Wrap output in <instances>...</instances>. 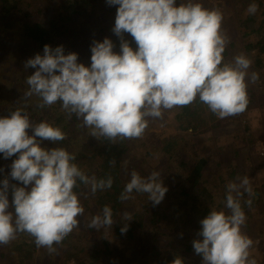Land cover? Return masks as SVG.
<instances>
[{
    "label": "clouds",
    "instance_id": "obj_1",
    "mask_svg": "<svg viewBox=\"0 0 264 264\" xmlns=\"http://www.w3.org/2000/svg\"><path fill=\"white\" fill-rule=\"evenodd\" d=\"M118 6L113 33L120 39V51L105 37L90 47V65L78 63V54H64L63 46L45 44L43 55L36 54L25 63L35 71L28 76L26 96L36 95L39 107L60 103L69 115L82 119L92 137L140 138L149 118H162L166 110L192 104L197 98L220 119L243 113L249 104L246 78L258 75L249 68L252 61L241 54L232 63L224 62L229 42L222 33L223 14L194 0H107ZM258 5L247 11L255 14ZM47 23V18H45ZM124 33L134 39L133 49ZM29 130L31 134H29ZM65 133L49 122H32L22 109L0 116V154L16 158L8 175L23 186L0 180V245H7L18 233L34 237L38 247L54 251L74 228L84 208L77 192L81 184L91 194L110 189L113 179L88 176L73 162L76 157L63 148L42 147L43 141L55 143ZM110 163H115L111 161ZM11 189V203L9 201ZM167 187L160 173L148 177L131 173L119 199L127 201L132 193H146L153 206L163 200ZM254 197L248 177L227 185L225 207L229 212L211 210L200 220L198 236L192 246L202 264H256L250 259L253 241L241 228L246 215L241 199ZM251 206L252 199L245 201ZM11 209V210H10ZM126 221L130 220L127 212ZM113 211L104 206L87 224L99 230L114 224ZM127 224L121 233L127 231ZM172 264H183L176 258Z\"/></svg>",
    "mask_w": 264,
    "mask_h": 264
},
{
    "label": "rangeland",
    "instance_id": "obj_2",
    "mask_svg": "<svg viewBox=\"0 0 264 264\" xmlns=\"http://www.w3.org/2000/svg\"><path fill=\"white\" fill-rule=\"evenodd\" d=\"M62 1L56 0L48 2L47 4L50 6L44 5L40 18L48 19L49 14L55 12ZM253 1L258 5V10L252 14L253 18L255 17L252 23L253 27H258V25L264 24V0ZM180 2L183 0H177V4ZM194 2L222 12L221 31L229 41L226 45V53L230 62L232 63L234 58L241 54L252 61L248 70L249 77L252 72L258 75L255 82L246 78L247 88L250 90L248 96L252 100L249 101L247 109L239 115L224 119L216 116L218 119L216 125H220L216 127L217 129L213 128L215 125L206 122L202 127L194 130L193 124L197 122L196 120L189 126L192 128H184L183 126L187 123L174 117L178 108L164 111L162 118H149L148 127L144 134L140 138L131 139L130 159L132 161H130L142 169L143 172L139 173L142 175L141 177H148L153 171L159 172L160 180L168 189L161 201L162 205L167 207L168 216L157 225L160 230L157 239L162 242L164 255L176 257V251L172 250L173 246L169 244L165 247L168 241L170 243L175 241L178 250H180L177 258L182 257V252L188 264H202L201 256L195 254L192 246L193 240L201 239V237L194 233L190 225L185 223L187 218L185 212L182 216L181 210L176 204L182 198L176 192L178 182L189 175L200 159H206L207 164L203 167L204 176L195 186V190L199 187H205L207 192L211 191L213 201L205 192L203 195L195 197L198 208L208 206L210 211L229 212L222 198L223 184L221 180H227L228 185L230 182L239 183L240 179L248 177L251 188H256V192L251 206L242 208L246 215V223L242 226L241 231L249 238H253L264 230V58H262L264 55L260 56L262 58L261 66H257L256 52L254 50L248 52L247 44L256 40V34L249 32L248 24H242L248 15V7H245V3H248L249 0H194ZM97 5L95 15H86L77 26L71 28V33L75 31L70 36L71 40H68V43L73 41L77 44V50L74 53L78 54L79 63L84 62V56H81L80 51H84L86 46L90 47L95 40L105 37L111 40L107 34L114 27L118 6L108 5L107 0H98ZM20 7L23 8L22 11H34H31L32 13L27 19L38 18V0H23ZM22 17L23 14L19 13L11 27L6 23L2 25L1 31L11 29L13 32L8 39L0 41V94L1 96L9 95V97L18 98L17 101H24V96H26L22 90L17 89L24 88L28 76L35 71L31 67L25 68L26 61L36 54L42 55L40 49L29 47L24 42H20L24 41L19 26ZM102 29L107 32H101ZM246 31L249 32L248 35H244ZM127 36L131 37L128 33ZM113 50L119 53L115 46ZM28 98L29 100L26 101L30 104L34 102L32 96H28ZM31 98L32 100H30ZM56 107L61 110L60 103ZM90 133L82 132L80 134L79 140L72 145L75 147V151H81L83 154L88 152L87 144L89 141L94 142V137ZM168 140H171L173 145L170 152L166 153L162 146ZM84 143L85 145L82 146ZM231 167H234L238 174L236 178L230 180L228 173L232 169ZM149 201L146 198L133 202L135 209L128 213L130 220L134 219L133 212L142 211L143 205ZM219 202L222 204L218 205ZM127 203H131V201ZM85 213L87 214V212ZM83 218L82 221L79 220V227L73 229L64 243L53 246L54 251L47 247L37 250L33 259L27 261V264H60L67 250L74 249V247L83 250L96 247L103 250L106 246L105 242L108 244L109 251L102 254L99 261L102 260L105 264H134L130 263V260H134L136 257L134 255L138 250L137 244L115 235L113 227L84 230ZM155 242L153 234L148 235L145 239L146 244H155ZM187 243L192 247L185 252ZM174 260L168 262L172 264ZM168 262L165 260V263ZM0 264H14V262L7 260ZM67 264H74V261L69 259Z\"/></svg>",
    "mask_w": 264,
    "mask_h": 264
},
{
    "label": "trees",
    "instance_id": "obj_3",
    "mask_svg": "<svg viewBox=\"0 0 264 264\" xmlns=\"http://www.w3.org/2000/svg\"><path fill=\"white\" fill-rule=\"evenodd\" d=\"M52 1L56 0H38V18L30 20L27 18L34 11H22L23 8L20 6L23 4V0H0V19L2 18V21L0 22V41L3 39H8L9 35L13 32L11 29H8V31H1L3 28L2 25L6 23L9 27H11L13 22L16 21V16L19 13H22L23 17L20 19L22 21L19 26L20 33L24 38V41H20L21 43L24 42L29 47L40 49L42 55L43 46L45 44L52 48L63 46L65 55L70 52H75L77 50V44L73 41L68 43V40H71L70 36L75 31L74 30L71 33V28L77 26L80 23V20H83L86 15L88 16L90 14H96L98 0H63L62 3L57 7V10L49 14L47 19L48 22L46 23L45 20L40 18L42 12L41 10L44 8V5H49L47 3ZM252 3L255 2L253 0H249L248 3H245V7H249V5ZM254 19L255 17L253 18V15L248 13L242 24H248L247 26L249 27V32L256 34V40L252 41L250 44H247V48L248 52L251 50L256 52V65L261 66L262 58H264L261 56L264 55V24H260L258 27H253L254 25L252 21ZM112 29L113 27L110 29V32L107 35L111 37V41L119 52L121 41L113 33ZM101 32L106 33L107 31L102 29ZM249 32L246 31L244 35H248ZM77 34L80 36L78 32ZM124 39L128 41L133 49L136 48L134 39L132 37H128L127 33H124ZM102 40L103 39H97L95 41ZM90 47L86 46L84 51H80L81 56H84L83 64L85 66H89L91 62ZM226 50L227 48L223 54L224 62L231 63ZM260 56L262 58H260ZM17 90H22V92L26 93L29 90V86L27 83H25L24 88H19ZM247 91L249 95L250 90L248 88ZM24 97V101H17L18 98H12L9 97V95L1 96L0 94V116L8 115L11 111L19 108L26 112L34 123L46 121L53 126H58L65 133L66 138L55 143L43 141L41 145L42 147L63 148L70 154L75 155L76 159L73 162L86 175L90 177L95 176L97 179H107L109 176H111L113 179V184L110 189L97 191L94 195L91 194L89 188L83 184H81L79 188L75 189L77 192L85 193V195L80 197V202L84 208V213L83 216L77 218L78 221H82V217H84V230L89 229L87 224L95 215L100 214L102 208L107 205L113 211V220L115 222L112 227L114 234L138 245V250L134 255V257H136L134 260H130V263L170 264L168 261L176 259L180 250H178L175 241H172L171 243L168 241L165 244V247L169 244L170 246L174 247L172 250H175L177 254L174 258V255H169V257L164 255L162 250V242L157 239V236L160 233L159 227L157 225L168 216L166 213L167 207L163 206L162 202L156 206H153L151 201L146 202V204H144L142 207V211L133 212L134 219L132 220L126 221L123 217L124 212L130 213L135 209L133 202H138L148 198V194L146 193L133 192L132 198L128 199L127 201H121L119 199L125 185L131 179V173L133 171L137 172L138 174L143 172L142 169L131 162V139H118L115 142H110L104 137H94V142L89 141L87 144L89 148L87 153L83 154L81 151H75V147L72 145H74L79 140L80 134H82V132H91L92 129L83 126L82 119H78L74 114L69 116L62 109V107L61 110H59V108L56 107L59 102L54 105L41 108L39 105L43 102L38 96L32 95L34 102H31V104L30 102L26 101L29 100L28 96ZM32 98L30 100H32ZM251 100L252 98L249 97V101ZM17 102L19 103L17 104ZM174 108H178L174 117L176 119H182V121L187 123L185 126H183L184 128H192L189 126L195 122V120L198 122V124L197 122L193 124L194 130L202 127V125H204L206 122L215 125L213 127L215 129H217V126H220L216 125V121H218L216 116L212 114L208 110L207 106L202 104L198 98L188 106ZM29 134H31L30 130ZM84 145L85 143L82 146ZM172 145L173 142L168 140L164 143L162 148L166 153H168L170 152ZM15 158L16 156L14 155L13 157L4 159L3 155L0 154V180H3L5 177H7L10 185L16 184L17 186H23L20 182L12 180V178L8 175L10 172V165ZM113 160L115 163H110ZM206 164V159H200L193 167L189 175L182 179V181L179 180L181 182H178L177 188L175 187L177 195L182 196V198L176 203L177 207H179V210H181L182 216H184L185 212V217H187L185 219V223L188 226L190 225L193 228L194 233L197 235L200 229V220L203 219L210 211L208 206H203L201 209H199L195 200V197L197 198L198 196H201L207 192L204 189L205 187H199L195 190V186L204 176L203 167ZM231 168L232 169L229 170L228 173L230 180L231 178H236L238 174L234 167ZM139 175L142 176L141 174ZM221 183L223 184L222 198L225 202V197L227 194V180H221ZM255 189H252L254 193L256 192ZM207 194L212 200L213 195L211 194V191H208ZM8 198L11 203V189H9ZM250 198L252 201H254L255 196L249 197L247 193L244 194L243 198L241 199L242 208L247 206L245 201ZM129 201H131V203H127ZM219 204L222 203L219 202L218 205ZM85 212H87V214ZM125 224H127L128 228L127 231L122 234L121 228L124 227ZM152 234L154 236V242L155 239L157 241L155 244H146L145 239L148 237V235ZM68 237L69 235L65 237L60 244L64 243ZM105 244L106 246L103 250L96 247H91L88 250L74 247V249L67 250L65 251L64 257L60 264H67L69 259H72L74 264H105L102 260L99 261L100 256L109 251L107 242H105ZM53 246L55 247L56 245L54 244ZM191 247L192 246L187 243L184 251L187 252L191 249ZM42 248L43 247H38L35 244L34 237L27 233H18L16 238L9 244L0 245V263L11 260L14 262V264H27V261L33 259L35 256L34 253L37 252V250H41ZM181 254L182 257L179 258H182L183 264H188L184 259L185 255H183L182 252ZM165 260L168 263H165Z\"/></svg>",
    "mask_w": 264,
    "mask_h": 264
},
{
    "label": "built area",
    "instance_id": "obj_4",
    "mask_svg": "<svg viewBox=\"0 0 264 264\" xmlns=\"http://www.w3.org/2000/svg\"><path fill=\"white\" fill-rule=\"evenodd\" d=\"M253 241L249 249L250 259H255L256 264H264V230L261 234L250 238Z\"/></svg>",
    "mask_w": 264,
    "mask_h": 264
}]
</instances>
